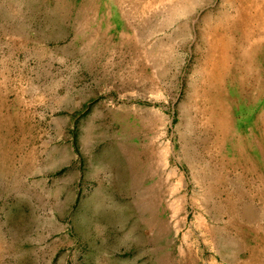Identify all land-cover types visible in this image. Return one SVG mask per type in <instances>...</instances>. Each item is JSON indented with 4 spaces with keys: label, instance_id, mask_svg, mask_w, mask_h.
<instances>
[{
    "label": "rangeland",
    "instance_id": "1",
    "mask_svg": "<svg viewBox=\"0 0 264 264\" xmlns=\"http://www.w3.org/2000/svg\"><path fill=\"white\" fill-rule=\"evenodd\" d=\"M0 264H264V0H0Z\"/></svg>",
    "mask_w": 264,
    "mask_h": 264
}]
</instances>
